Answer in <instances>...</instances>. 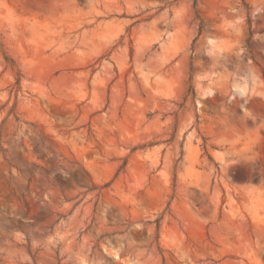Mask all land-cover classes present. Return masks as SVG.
Wrapping results in <instances>:
<instances>
[{"label":"rangeland","instance_id":"obj_1","mask_svg":"<svg viewBox=\"0 0 264 264\" xmlns=\"http://www.w3.org/2000/svg\"><path fill=\"white\" fill-rule=\"evenodd\" d=\"M0 264H264V0H0Z\"/></svg>","mask_w":264,"mask_h":264}]
</instances>
